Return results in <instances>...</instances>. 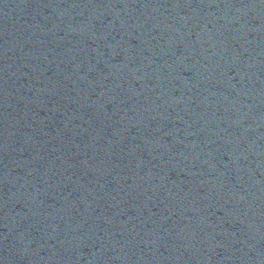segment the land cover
<instances>
[{
  "label": "water",
  "instance_id": "1",
  "mask_svg": "<svg viewBox=\"0 0 264 264\" xmlns=\"http://www.w3.org/2000/svg\"><path fill=\"white\" fill-rule=\"evenodd\" d=\"M0 264H264V0H0Z\"/></svg>",
  "mask_w": 264,
  "mask_h": 264
}]
</instances>
